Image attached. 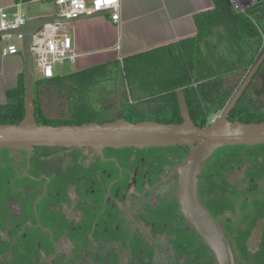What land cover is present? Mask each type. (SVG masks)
Here are the masks:
<instances>
[{
    "label": "flooded vegetation",
    "instance_id": "1",
    "mask_svg": "<svg viewBox=\"0 0 264 264\" xmlns=\"http://www.w3.org/2000/svg\"><path fill=\"white\" fill-rule=\"evenodd\" d=\"M116 78H98L89 87L105 97L94 107L112 114L102 120L126 105L154 108L137 97V84ZM107 84L111 91L103 89ZM37 92L35 111L47 96ZM54 94L61 115L51 119H68L73 96L82 94ZM81 102L92 106L86 96ZM190 149H0V264H218L179 205L177 167ZM216 151L202 165L198 200L223 228L240 264L239 257L252 256L247 243L255 229L264 245V192L249 178L242 154Z\"/></svg>",
    "mask_w": 264,
    "mask_h": 264
},
{
    "label": "trees",
    "instance_id": "2",
    "mask_svg": "<svg viewBox=\"0 0 264 264\" xmlns=\"http://www.w3.org/2000/svg\"><path fill=\"white\" fill-rule=\"evenodd\" d=\"M215 1L213 11L195 18L197 34L192 38L131 55L121 61L43 80L39 82V87L81 95L85 88L89 91V87L94 86L98 78L119 75L124 84H137L140 91L136 94L137 97L144 99V102L153 103L154 108L122 106L118 116L102 120L100 124L119 119L131 123L155 121L181 124L183 120L177 91L183 90L194 124L199 128L209 126L237 88L238 83L231 85L228 78L246 75L264 47V2L246 12H238L232 7L230 0ZM40 91L39 88L38 92ZM18 92V100L0 106V124L17 125L23 121L24 79ZM81 99L82 95L73 96L68 119L48 118L44 115L43 108L37 105V123L48 126L82 125L94 123L98 116L105 113L98 110L97 106L88 107ZM147 116L151 118L147 119ZM229 120L261 123L264 122V111L247 104V97L244 95L231 112Z\"/></svg>",
    "mask_w": 264,
    "mask_h": 264
},
{
    "label": "water",
    "instance_id": "3",
    "mask_svg": "<svg viewBox=\"0 0 264 264\" xmlns=\"http://www.w3.org/2000/svg\"><path fill=\"white\" fill-rule=\"evenodd\" d=\"M111 12L90 13L76 17L53 16L27 20L23 25L0 32V38L15 36L21 40L24 57V109L21 123L0 124V149L31 152L36 147L91 148L97 154L113 148H151L191 146L185 160L177 167L179 176L178 200L188 223L199 233L215 254L218 264H237L226 234L198 200V176L202 165L219 148L235 145L264 144V122H232L229 116L251 85L264 63V49L244 76L224 109L209 126L199 128L191 119L183 90L177 92L181 124L155 121L131 123L119 119L106 123L82 125H39L35 118V74L31 53L34 35L46 24L69 23L83 18L108 15Z\"/></svg>",
    "mask_w": 264,
    "mask_h": 264
},
{
    "label": "crops",
    "instance_id": "4",
    "mask_svg": "<svg viewBox=\"0 0 264 264\" xmlns=\"http://www.w3.org/2000/svg\"><path fill=\"white\" fill-rule=\"evenodd\" d=\"M120 1L118 23L111 20L110 14L67 23L75 58L56 65L55 77L121 61L131 55L192 38L197 34L195 18L216 7L215 0ZM46 2L52 6V13L49 9L41 10L35 5L37 2L28 0H0V10L11 16L21 14L26 20L55 16L58 8L55 0L42 3ZM263 2L261 0L258 4ZM11 44L18 46V54L6 53ZM24 67L21 40L15 36L0 38V106L19 99L18 89L24 79ZM39 88L43 89V86Z\"/></svg>",
    "mask_w": 264,
    "mask_h": 264
},
{
    "label": "built area",
    "instance_id": "5",
    "mask_svg": "<svg viewBox=\"0 0 264 264\" xmlns=\"http://www.w3.org/2000/svg\"><path fill=\"white\" fill-rule=\"evenodd\" d=\"M44 2L47 0H28ZM261 0H230L232 7L238 12H246L256 6ZM56 16L76 17L90 13H104L110 11L111 20L120 21V0H55ZM20 4V3H19ZM27 20L21 14L9 15L0 10V32L23 25ZM20 52L16 44L8 46L6 53L16 55ZM31 53L35 71L41 79L48 80L55 77V67L65 60L73 61L75 55L72 50V38L67 23L46 24L33 37Z\"/></svg>",
    "mask_w": 264,
    "mask_h": 264
},
{
    "label": "rangeland",
    "instance_id": "6",
    "mask_svg": "<svg viewBox=\"0 0 264 264\" xmlns=\"http://www.w3.org/2000/svg\"><path fill=\"white\" fill-rule=\"evenodd\" d=\"M50 3H42V2H37L35 5L39 7L41 10H48L49 13H52V6H49ZM48 14V13H47ZM19 43V41H17ZM264 49V47H263ZM57 68H55V74L57 73ZM245 76V75H244ZM243 75H236L233 77L229 78V84L234 85V84H239L242 79L244 78ZM121 77L118 75V77L115 80H119ZM41 80L40 75L35 71V90L38 91L39 89V82ZM111 84L105 85L106 90H110ZM44 89V88H43ZM42 90V89H41ZM54 89H44V92L47 94L46 99L45 96L42 97V100L44 101L42 103V108L44 110L45 116L48 118H57L60 114L59 108L57 109V105L55 104L54 101H52L54 95ZM85 92L81 93L82 97L86 96V99L89 104L92 106L95 105L97 101H94L97 97H100V100H103L105 97L102 95L101 89H92L89 91H86V88L84 89ZM92 93V95L90 94ZM257 98H259L258 101ZM247 104L252 106L254 109H263L264 111V65H262L259 73L256 75V78L253 82V86L251 88L249 98L247 99ZM56 107V108H55ZM112 113V112H111ZM115 116L119 114L118 111L113 112ZM113 114V115H114ZM220 114V113H219ZM218 114V115H219ZM112 114L105 115L103 113L102 116L99 117V119L102 120V117L106 118V116H109ZM217 115V116H218ZM68 116V115H67ZM66 117V116H62ZM151 118L150 116H147V119ZM98 119V118H97ZM227 152L232 153L234 155H240L242 154L244 159L248 163V173H249V178L254 179L258 182H260V186L262 189V192H264V144L262 145H255V146H248V145H235V146H226L218 149L215 154L219 153H225ZM263 203H264V197H263ZM259 230L255 229L249 239V242L247 243V250L252 254L250 258H238V263L240 264H262V261L264 262V245H262L259 242ZM254 255V256H253ZM255 257V258H254ZM257 257V258H256ZM260 259L258 262L257 260Z\"/></svg>",
    "mask_w": 264,
    "mask_h": 264
}]
</instances>
